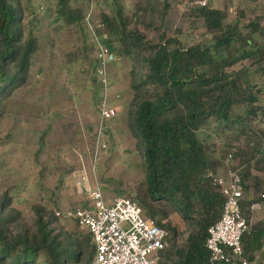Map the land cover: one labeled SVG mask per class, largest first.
Here are the masks:
<instances>
[{"label":"rangeland","instance_id":"rangeland-1","mask_svg":"<svg viewBox=\"0 0 264 264\" xmlns=\"http://www.w3.org/2000/svg\"><path fill=\"white\" fill-rule=\"evenodd\" d=\"M20 1L25 32L29 28L33 31L36 50L25 84L13 91L0 117V199H11V205L21 212V224L33 230L36 207L54 212L85 202L84 193L77 190L85 170L90 184L101 189L105 200L110 202L115 196L136 202L145 199L156 212L150 218L156 222L166 216L163 224L173 226L176 234L167 247L172 254L165 260L160 255V264H175L176 251L185 245L193 218H184L169 199L152 200L148 196L140 139L129 122L135 94L150 98L157 89L146 85L139 92L133 84L145 74L142 58L149 53V44L167 38L174 40L170 48L207 44L211 34L203 19L188 3L190 0H68L73 17L76 10L81 16L91 11L93 23L103 21L102 14L111 23V27L105 24L99 39H110L114 46L116 60L107 65L106 95L117 113L105 122L97 148V106L104 90L95 70L96 45L86 21L81 16L71 22L65 20L58 13V0ZM210 6L226 12L224 24L238 19L243 33L248 32L245 25L258 20L260 31L253 36L257 43L264 42V0H211ZM132 34L139 36L141 43ZM247 72L259 97L258 113L250 117L241 106H235L227 122L210 118L197 135L206 143L209 156L218 162L214 172L223 170L221 161L227 150L234 148V162L249 170L244 200L261 199L256 200L260 208L250 207L248 213L245 210L251 229L253 224L264 225V77L255 66H249ZM250 153L256 157L247 166ZM198 210L196 205L195 215ZM60 224L68 233L88 236L86 229L71 221L61 220ZM83 239L80 264H90V245L85 243L89 238ZM257 242L260 248L253 261L263 264L264 234Z\"/></svg>","mask_w":264,"mask_h":264},{"label":"trees","instance_id":"trees-1","mask_svg":"<svg viewBox=\"0 0 264 264\" xmlns=\"http://www.w3.org/2000/svg\"><path fill=\"white\" fill-rule=\"evenodd\" d=\"M210 5L211 2L207 6L192 7L203 19L211 40L207 44L174 48H170L174 41L170 38L155 45L148 43L150 51L142 58L145 74L139 77L138 84H133L139 92L146 85L157 89L156 95L150 98L135 94L129 122V127L140 139L148 196L152 200L169 199L184 218H193L185 245L176 251L175 264H211L205 247L207 230L220 218L224 205V198L209 175L217 173L212 169L218 162L209 156L206 143L198 138V130L210 118L219 123L227 122L235 106H241L250 117L255 116L260 107L256 105L259 97L247 74L248 67L255 66L264 77V42L257 43L253 36L260 31L259 21H250L245 25L248 32L243 33L238 19L224 24L226 12ZM73 11L68 0H58V13L65 20L80 19L81 12L76 10L73 17ZM84 16L81 17L85 20L87 15ZM23 17L20 0H0V117L13 91L25 84L36 50V37L31 28L25 32ZM102 20L99 22L104 26L97 29L99 38L105 24L111 27L106 14H102ZM134 35L141 43L137 39L139 36ZM101 42L115 53L110 39ZM99 67L97 54L95 70ZM97 85L101 84L97 82ZM102 88L103 99L105 89ZM227 152H232L231 166L236 168V149ZM255 157V153L247 154L246 165ZM221 165L225 170L222 161ZM240 172L245 189L249 187L245 180L250 172L243 170V165ZM256 200L252 197L242 199L247 221L250 205ZM138 202L145 216H156L147 200L138 198ZM196 205L199 207L197 215ZM34 210L36 224L31 230L21 224V212L11 205V199H0V264H80L84 237L89 238L85 243L90 245L87 263L93 261L95 245L89 232L88 236L68 233L63 230L55 211L46 212L43 207ZM164 218L166 216L160 217L156 223L171 231L168 230L169 243L176 230L163 224ZM66 221L78 227L73 220ZM263 234L264 225L253 224L242 235L244 255L249 262L254 260V251L260 248L257 241ZM171 254L166 248L160 255L165 260Z\"/></svg>","mask_w":264,"mask_h":264},{"label":"built area","instance_id":"built-area-1","mask_svg":"<svg viewBox=\"0 0 264 264\" xmlns=\"http://www.w3.org/2000/svg\"><path fill=\"white\" fill-rule=\"evenodd\" d=\"M210 2L211 0H190L188 3L203 7ZM85 21L96 45L100 60L98 74L105 89V96L97 106L98 148L105 133V122L117 113V107L108 104L106 95L109 82L107 65L116 60V55L99 39L97 29L102 28L104 24L93 23L91 11ZM232 159V152H227L222 160L226 166L225 170L209 174L224 198L220 218L207 230L205 247L209 251L211 264H251L244 255L241 243L242 235L249 227L242 208L244 187L241 165L234 162L236 168L232 167ZM83 171L77 190L84 193V205L55 210V216L61 220H73L91 234L95 245L92 264H160V254L168 247V230L145 216L133 198L115 196L110 202H106L101 189L92 186L86 177V171ZM261 196L264 197V194ZM256 207L260 208V204H251L252 209ZM254 264L262 263L256 261Z\"/></svg>","mask_w":264,"mask_h":264},{"label":"crops","instance_id":"crops-1","mask_svg":"<svg viewBox=\"0 0 264 264\" xmlns=\"http://www.w3.org/2000/svg\"><path fill=\"white\" fill-rule=\"evenodd\" d=\"M106 201H107V200H106ZM107 202H109V200H108ZM254 252H255V254H256L257 251H254Z\"/></svg>","mask_w":264,"mask_h":264}]
</instances>
